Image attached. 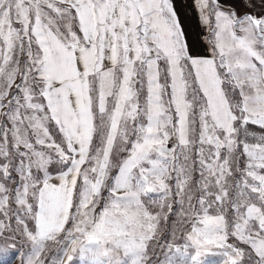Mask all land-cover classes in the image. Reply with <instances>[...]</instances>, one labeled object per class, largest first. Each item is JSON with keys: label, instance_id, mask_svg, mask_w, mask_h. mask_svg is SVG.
Here are the masks:
<instances>
[{"label": "snow or ice", "instance_id": "snow-or-ice-1", "mask_svg": "<svg viewBox=\"0 0 264 264\" xmlns=\"http://www.w3.org/2000/svg\"><path fill=\"white\" fill-rule=\"evenodd\" d=\"M264 264V0H0V264Z\"/></svg>", "mask_w": 264, "mask_h": 264}, {"label": "rangeland", "instance_id": "rangeland-1", "mask_svg": "<svg viewBox=\"0 0 264 264\" xmlns=\"http://www.w3.org/2000/svg\"><path fill=\"white\" fill-rule=\"evenodd\" d=\"M75 264H81V262H80L79 260H77V261L75 262Z\"/></svg>", "mask_w": 264, "mask_h": 264}]
</instances>
